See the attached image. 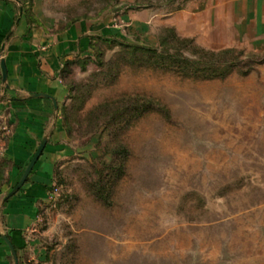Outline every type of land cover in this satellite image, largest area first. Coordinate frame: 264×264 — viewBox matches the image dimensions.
I'll return each instance as SVG.
<instances>
[{"label": "rangeland", "instance_id": "374dc122", "mask_svg": "<svg viewBox=\"0 0 264 264\" xmlns=\"http://www.w3.org/2000/svg\"><path fill=\"white\" fill-rule=\"evenodd\" d=\"M25 1L36 15L35 0ZM198 1L38 3L56 27L92 19L99 34L61 63L65 95L23 165L8 152L15 125L0 88V231L10 241L7 204L52 145L43 159L50 183L29 206L18 264H264V50L242 44L239 28L225 30L223 14L217 23L200 14ZM171 35L208 51L242 49L252 71L193 78L131 46L190 55L191 45ZM100 178L105 200L95 190Z\"/></svg>", "mask_w": 264, "mask_h": 264}, {"label": "crops", "instance_id": "0c3cea01", "mask_svg": "<svg viewBox=\"0 0 264 264\" xmlns=\"http://www.w3.org/2000/svg\"><path fill=\"white\" fill-rule=\"evenodd\" d=\"M40 1L35 0L36 15L30 20L24 13V7L20 11L18 1L0 0V61L5 59L8 70L7 81L4 83L0 65V88L2 94H7L5 100L10 110V120L15 125L8 152L17 166L23 165L30 157L36 140L44 134L52 120L55 121V105L52 99L33 94H49L60 104L65 95L64 86L59 80L61 63L73 54L85 51L90 35L99 34L96 33L98 25H93L96 22L92 19L82 18L56 27L55 21L44 17L38 7ZM197 4L203 9L200 14L214 13L216 23L221 21L219 19L223 14L225 30L239 28L242 44L264 50V0H199L192 6ZM190 8L182 12H189ZM38 18L42 22L35 23ZM212 23L209 22V27L216 29ZM48 30L53 32H45ZM259 70L264 76V63ZM55 124L54 137L59 138L58 119ZM51 147L52 145L46 146L23 191L11 198L7 204L6 223L9 230L13 229L11 241L17 254L21 252L17 248L25 242L20 230L30 221L32 215L29 206L38 197L46 194L45 185L50 183V169L47 170L43 159L51 155ZM18 171L15 166L10 173L16 175ZM2 233L0 231V264H18L2 238Z\"/></svg>", "mask_w": 264, "mask_h": 264}, {"label": "trees", "instance_id": "16d2710c", "mask_svg": "<svg viewBox=\"0 0 264 264\" xmlns=\"http://www.w3.org/2000/svg\"><path fill=\"white\" fill-rule=\"evenodd\" d=\"M23 1L24 13L30 17H34L28 8L26 1ZM36 21V20H35ZM34 21V22H35ZM76 21V20H74ZM72 21V22H74ZM173 39L177 40L176 42H180L183 45L190 44L192 47L190 55H182L179 49L176 52L169 54L166 51H157L156 48L148 47V46H140V45H131L134 50H141L145 53L150 54L151 56L156 57L159 61H162L163 64L169 65L174 68H178V70L189 77L199 78V79H214V78H224L231 74L234 70L238 68L247 67L244 74H248L252 71V65L249 61H245L243 59L244 50H236L235 48H228L218 52L208 51L197 47L191 40L188 39H179L171 35ZM96 37L103 38L101 35H97ZM96 37H92L95 39ZM169 41V40H168ZM166 42V46L168 44ZM189 47V48H191ZM236 54V55H235ZM148 103L145 105L137 106L136 111H140L142 106L147 108ZM119 153L125 151L123 146L119 147ZM117 152V151H116ZM115 152V153H116ZM125 155V154H123ZM122 155V156H123ZM117 156V157H122ZM113 166V161L108 164V167ZM117 170L119 171V175H121V171L123 170V161L117 165ZM111 172V171H110ZM103 178V177H102ZM104 180L101 178L95 183L96 194L102 196V199H106L108 195H105L107 191V184L103 183Z\"/></svg>", "mask_w": 264, "mask_h": 264}, {"label": "water", "instance_id": "95a60500", "mask_svg": "<svg viewBox=\"0 0 264 264\" xmlns=\"http://www.w3.org/2000/svg\"><path fill=\"white\" fill-rule=\"evenodd\" d=\"M18 1V3L20 4V11L22 12L23 6H22V2L21 0H16ZM1 67H2V74H3V82L6 83L7 81V76H8V70H7V66H6V62L5 59H1ZM36 96L39 97H49L51 99H53L54 103H55V107H57V102L56 99L54 97H52L49 94H36ZM46 144V140L44 139L41 144L39 145L37 151L35 152L34 156L32 157L31 161L29 162V164L27 165L21 179L19 180V182L17 183V185L14 187V189L9 193V195H12L13 193H15L20 187H22V185L25 183L28 175L30 174L31 170L33 169L35 163L37 162L38 158L40 157L44 147ZM2 238L6 241V243L8 244V246L11 249V252L16 260V262L18 263V257H17V252L16 249L14 247V245L12 244V242L10 241V239L7 237L6 234H1Z\"/></svg>", "mask_w": 264, "mask_h": 264}]
</instances>
